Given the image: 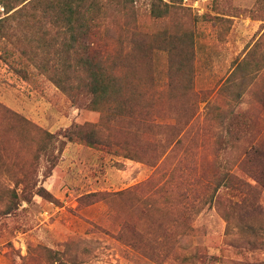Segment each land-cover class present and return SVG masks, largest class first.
Here are the masks:
<instances>
[{
    "label": "rangeland",
    "instance_id": "1",
    "mask_svg": "<svg viewBox=\"0 0 264 264\" xmlns=\"http://www.w3.org/2000/svg\"><path fill=\"white\" fill-rule=\"evenodd\" d=\"M162 1L106 24L133 95L112 120L54 83L38 24H2L0 264H264V189L225 177L264 165L243 166L264 151V0ZM89 126L95 146L70 139Z\"/></svg>",
    "mask_w": 264,
    "mask_h": 264
},
{
    "label": "trees",
    "instance_id": "2",
    "mask_svg": "<svg viewBox=\"0 0 264 264\" xmlns=\"http://www.w3.org/2000/svg\"><path fill=\"white\" fill-rule=\"evenodd\" d=\"M170 2L172 5L162 0L160 4L147 0H0L6 15L9 14L0 20V45L6 39L3 23L22 19L38 24L41 37L38 39L37 49L42 53L43 50L53 49V63L57 72L54 83L58 88L70 95L75 91L84 93L89 98V107L93 111L111 112L106 114L108 120L128 117L131 115L129 103L133 95L122 75V64L112 50V40L109 39L106 24L119 16L133 19L142 10L147 13L148 18L162 19L176 3ZM46 22L57 30L56 37L50 42L46 40L47 32H43L42 24ZM74 74L81 76L79 87H75L70 81ZM72 137L90 146L98 143V131L94 126L80 127L72 131L70 139ZM251 151L245 154L247 157L244 159V167L246 158L249 161L264 162V151ZM243 171L246 180L232 171L227 172L226 180H236L239 189L246 192V197L254 192L255 186L264 189V165L258 169L245 168ZM221 183L216 191L222 188ZM38 194L44 196L47 193L41 188ZM212 195L214 197L215 194Z\"/></svg>",
    "mask_w": 264,
    "mask_h": 264
},
{
    "label": "crops",
    "instance_id": "3",
    "mask_svg": "<svg viewBox=\"0 0 264 264\" xmlns=\"http://www.w3.org/2000/svg\"><path fill=\"white\" fill-rule=\"evenodd\" d=\"M250 53V52H249ZM248 55L249 54H247V56H246V70L248 69V71L249 70H251L252 68H253V64L251 65V61H249L248 59H247V57H248ZM255 65H256V63H255ZM254 65V66H255ZM257 66H258V64H257ZM257 66H255V67H257ZM256 69H260V66H258V68H256ZM251 73V72H250ZM262 101H263V107H264V99H262Z\"/></svg>",
    "mask_w": 264,
    "mask_h": 264
},
{
    "label": "built area",
    "instance_id": "4",
    "mask_svg": "<svg viewBox=\"0 0 264 264\" xmlns=\"http://www.w3.org/2000/svg\"><path fill=\"white\" fill-rule=\"evenodd\" d=\"M0 9H2V10H3V8H0Z\"/></svg>",
    "mask_w": 264,
    "mask_h": 264
}]
</instances>
